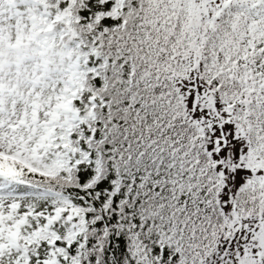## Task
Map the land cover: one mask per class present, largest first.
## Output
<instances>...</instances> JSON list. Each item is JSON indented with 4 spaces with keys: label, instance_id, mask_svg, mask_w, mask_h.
Here are the masks:
<instances>
[{
    "label": "snow or ice",
    "instance_id": "obj_1",
    "mask_svg": "<svg viewBox=\"0 0 264 264\" xmlns=\"http://www.w3.org/2000/svg\"><path fill=\"white\" fill-rule=\"evenodd\" d=\"M0 264H264V0H0Z\"/></svg>",
    "mask_w": 264,
    "mask_h": 264
}]
</instances>
